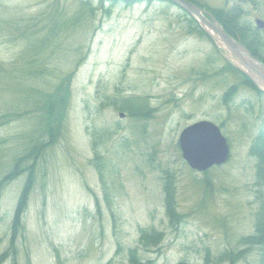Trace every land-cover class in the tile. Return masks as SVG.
<instances>
[{"label": "rangeland", "instance_id": "374dc122", "mask_svg": "<svg viewBox=\"0 0 264 264\" xmlns=\"http://www.w3.org/2000/svg\"><path fill=\"white\" fill-rule=\"evenodd\" d=\"M60 1L66 16L78 7L77 0ZM197 1L214 9L230 8L238 0ZM241 5L254 26L255 18L264 21V0ZM55 10L53 0H0V64L14 71L0 77V179L33 144L47 141L32 92L13 78L20 77L15 68L35 46L24 37L35 39L36 29ZM182 13L161 1L118 2L109 16L76 20L67 36H58L61 46L47 60L56 71L35 88L53 90L71 75L66 114L57 142L47 145L35 164L22 227L13 242L11 221L28 172L0 191V264H131L127 250L137 247L141 227L165 234L157 249L139 248L141 264H201L205 250L217 254L223 247L236 248L239 237L253 233L264 188L253 184L255 159L249 148L264 126V94L241 83L237 74L213 75L224 58L205 36L183 33ZM26 18L37 28L9 31L10 21ZM259 31L264 39V28ZM234 84L232 102L223 105L222 94ZM113 95L145 102L152 115L130 117L107 103ZM26 110L31 112L8 117ZM200 120L220 125L230 147L227 162L205 173L191 170L178 146L181 130ZM94 130L102 140L104 184L91 163ZM163 169L174 175L183 216L177 228L165 214ZM257 260L253 250L237 264Z\"/></svg>", "mask_w": 264, "mask_h": 264}, {"label": "trees", "instance_id": "16d2710c", "mask_svg": "<svg viewBox=\"0 0 264 264\" xmlns=\"http://www.w3.org/2000/svg\"><path fill=\"white\" fill-rule=\"evenodd\" d=\"M63 2L65 0H62ZM96 0H77L78 7L70 15L66 16L61 9V1L53 0L56 4V9L52 17L48 20L45 18L47 25H43L38 32L35 31V39L29 37H24L29 39L35 44L30 52L32 53L28 56V59L24 60L25 63L19 64L15 68L20 77L13 78L16 81L17 86L23 87L32 97L30 98L34 102L35 114L39 118V124H42V129L47 134V141H40L39 143L33 144L26 155L22 158H18L7 174H5L0 179V191L3 186L17 177L19 174L27 171V177L25 184L18 197V202L15 206L13 217L10 226V241H16L19 236L22 227V215L25 211L28 195L31 192L34 183V172L35 164L38 158L43 152L44 148L52 143L57 142L60 134L61 123L66 114V101L69 96V86L71 81L69 77H62L57 83L53 90H42L35 88V85L39 82L38 80L47 77L55 70L54 68H48V59L51 60L53 54L52 50L54 48H59L61 46V39H58L59 35H65L72 31V23H84L85 20H95L99 14L104 16H109L113 6L118 3L117 0H109V5L106 6V0H97L98 3L94 4ZM146 2H152L154 0H140ZM199 7L205 8L213 14L217 21L221 24L225 32L232 36L234 39L241 41L255 56H257L264 63V39L260 34V31L252 22L245 16V11L242 9V2L246 0H238L234 5L228 7H217L211 9L208 6H203L197 0H190ZM253 1V0H251ZM125 5H130L137 1H121ZM50 14V10H46ZM182 15L179 17L181 26L180 28L183 33L196 35L198 37L205 36L210 40L209 36L200 28L198 23L182 10ZM36 19L35 17H33ZM38 20V19H37ZM48 20V21H47ZM70 20H75L70 22ZM19 21L22 25L19 24ZM39 21V20H38ZM26 22V23H25ZM22 19L8 24L9 31L15 30L20 34L18 27L22 26L25 29L32 30L35 26L29 25L31 18H26V21ZM34 32V31H33ZM67 36V35H65ZM22 37V36H21ZM46 48H50L51 51H47ZM38 66V67H37ZM37 67V68H34ZM14 71L4 68L0 64V77H10ZM227 74H237L241 77V83H244L247 87L255 90L257 94H264L255 83L245 74L238 71L233 65L225 63L224 66L218 67L214 70L213 75H227ZM237 84L231 85L223 94L222 102L223 105L229 106L235 95ZM10 89V88H9ZM29 95V97H30ZM121 96L108 97L107 103L109 105H114L117 110L126 112L132 118H149L152 115V108L147 107L145 102H138L137 98ZM106 105V103H103ZM102 104V105H103ZM31 110L23 111L22 113H16L14 115H8V117H18L28 115ZM92 142L91 148L94 157L91 161L95 167L97 173L100 176L101 182L104 184L103 177L105 175L103 171L102 158L103 155L99 150L101 145V136L98 135V131L94 130L91 132ZM249 154L255 159V173H254V186L259 190L264 188V126L260 132L252 140ZM31 160L28 166H24L23 162L26 160ZM23 165V167H22ZM22 167V168H21ZM205 173V172H204ZM161 179H163L162 186L164 192V208L165 214L168 218V224L172 227L177 228L179 224L183 221L182 214L178 211L176 203V192H175V182L174 175L167 169L162 170ZM106 186L104 187V193L106 192ZM107 198V195H104ZM164 232L157 230L153 227H141L139 228V234L137 239V247L129 248L127 250L128 259L131 264H141L140 259L137 256V251L139 248L145 251H152L157 249L162 241L164 240ZM255 250L258 254V260L256 264H264V203H262L254 214V224L253 233L241 236L237 239L236 248L223 247L217 254H212L210 250H205L203 261L201 264H237L240 260L245 259V257ZM5 253L2 254V258ZM176 264H196L186 262L181 260Z\"/></svg>", "mask_w": 264, "mask_h": 264}, {"label": "water", "instance_id": "95a60500", "mask_svg": "<svg viewBox=\"0 0 264 264\" xmlns=\"http://www.w3.org/2000/svg\"><path fill=\"white\" fill-rule=\"evenodd\" d=\"M171 2L193 17L209 35L215 46L232 60V64L251 78L264 91V63L255 57L241 42L229 36L207 10L189 0H164ZM257 28L264 27V21L255 19ZM226 44L224 47L222 44ZM120 116H123L121 113ZM178 144L182 158L188 166L203 172L212 166L224 164L229 156V145L220 128L206 120L186 126L179 134Z\"/></svg>", "mask_w": 264, "mask_h": 264}, {"label": "bare ground", "instance_id": "6f19581e", "mask_svg": "<svg viewBox=\"0 0 264 264\" xmlns=\"http://www.w3.org/2000/svg\"><path fill=\"white\" fill-rule=\"evenodd\" d=\"M230 36V35H229ZM232 37V36H231ZM233 38V37H232ZM234 39V38H233ZM236 40V39H235ZM237 41H239V40H237ZM239 42H241V41H239ZM242 43V42H241ZM243 44V43H242ZM213 45H214V47H215V43H213ZM222 45H224V47L225 46H227L226 44H222ZM244 45V44H243ZM245 46V45H244ZM217 47V46H216ZM246 47V46H245ZM218 49H219V51H221V49L219 48V47H217ZM247 48V47H246ZM248 49V48H247ZM249 50V49H248ZM250 51V50H249ZM251 52V51H250ZM252 53V52H251ZM253 54V53H252ZM254 55V54H253ZM255 56V55H254ZM255 57H257V56H255ZM223 58H224V65H225V63H228V64H231V65H233L232 64V60H229L225 55H223ZM258 58V57H257ZM259 59V58H258ZM224 65H222V66H224Z\"/></svg>", "mask_w": 264, "mask_h": 264}]
</instances>
